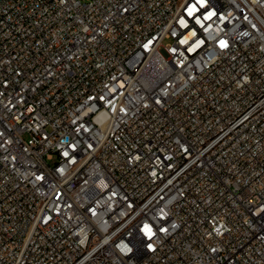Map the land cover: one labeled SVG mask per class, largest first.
Segmentation results:
<instances>
[{
  "label": "built area",
  "instance_id": "1",
  "mask_svg": "<svg viewBox=\"0 0 264 264\" xmlns=\"http://www.w3.org/2000/svg\"><path fill=\"white\" fill-rule=\"evenodd\" d=\"M0 264H264V0H0Z\"/></svg>",
  "mask_w": 264,
  "mask_h": 264
},
{
  "label": "rangeland",
  "instance_id": "2",
  "mask_svg": "<svg viewBox=\"0 0 264 264\" xmlns=\"http://www.w3.org/2000/svg\"><path fill=\"white\" fill-rule=\"evenodd\" d=\"M165 43H168V42H170V40H168V39H165V41H164Z\"/></svg>",
  "mask_w": 264,
  "mask_h": 264
}]
</instances>
